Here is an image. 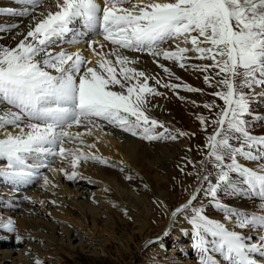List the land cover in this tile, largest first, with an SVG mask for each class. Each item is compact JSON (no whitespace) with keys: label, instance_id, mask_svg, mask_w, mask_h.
<instances>
[{"label":"snow or ice","instance_id":"1","mask_svg":"<svg viewBox=\"0 0 264 264\" xmlns=\"http://www.w3.org/2000/svg\"><path fill=\"white\" fill-rule=\"evenodd\" d=\"M18 2L25 7L8 9L7 13L32 16V21L26 33L17 34L20 38L15 46L0 45V180L19 188L42 178L47 188L52 181L41 170L51 168L56 159L70 161L71 172L51 168L63 172L69 181L83 178L77 171L82 161L114 167L107 158L91 151L94 143L86 145L84 140L93 129L104 126L148 142L187 136L148 114L151 97L163 93L150 86L148 81L154 78L131 66L137 61L121 50L147 52L181 69L191 67L205 73V83L217 89L209 95L222 101V105L215 101L202 105L209 112L215 110L212 119L198 117L206 132L209 126L213 131L207 135L200 167L195 173H186L195 175L197 186L186 202L171 211L173 225L181 220L186 225L181 233L192 238L198 264H261L264 134H254L250 119L264 123V115L252 111L253 101L264 98V0ZM16 27L0 26V33ZM91 36H100L113 47L104 52L101 40L85 39ZM64 43H87L100 59L90 66L92 61L82 50L60 47L55 51ZM193 59L211 63L190 65L188 61ZM155 62L170 78L175 75L159 59ZM155 84L202 93L182 83L155 79ZM74 127L85 131L73 132ZM66 140L78 141L89 151L66 148ZM241 160L251 163L246 165ZM120 171L125 168L121 166ZM127 179L133 177L128 175ZM222 197L251 200L252 208L258 210H244ZM158 204L167 208L162 201ZM212 209L222 213L223 220L211 218ZM0 229L16 232L15 221L9 218L0 223ZM170 231L150 243L163 246ZM7 238L0 234V241ZM15 241L23 243L24 238L16 235ZM34 264L44 262L36 258Z\"/></svg>","mask_w":264,"mask_h":264},{"label":"rangeland","instance_id":"2","mask_svg":"<svg viewBox=\"0 0 264 264\" xmlns=\"http://www.w3.org/2000/svg\"><path fill=\"white\" fill-rule=\"evenodd\" d=\"M23 7L24 5L20 4L18 0H0V10H3L0 11V18L23 20L17 23L19 26L11 31L0 33V45L12 36L11 32L17 29L14 37L19 40L20 37L17 34L23 32L30 25L32 16L19 17L7 13L8 9L21 10ZM0 26L5 25L0 23ZM24 32L26 33V31ZM66 44L58 46L55 50L66 47ZM164 47H168V45H164ZM123 52L141 58L145 56L144 61H146L145 66L147 67L145 69L150 71L154 78L148 82L150 86L157 87V90L163 93L162 96L151 97L148 114L166 126L186 132L188 135L179 137L176 141L148 142L138 137H132L112 126L97 128L105 133L108 140L117 139L121 141L122 145H125L123 150L122 147L118 150L116 148L118 145L110 146L118 151L119 158L122 159L136 153L139 158L137 159L140 161L131 164L130 162L119 163L118 160V162L109 160L110 164L115 165L114 167L91 160L82 161L78 172L83 178H77L72 182H68L62 173L61 181L75 192L80 189L84 194L80 201L94 210V216L91 213L82 214L81 208L73 204L74 198L69 200L58 195L57 197L68 202L50 204L51 207H47L45 211L40 210L37 206L38 218L32 222L33 218L28 217L29 212L25 211L29 208V204L24 197L27 196L31 199L38 189L41 191L42 178L37 179L32 185L19 188L0 180V223H6L9 218H12L16 227L14 233L0 229V234L8 237L6 240L0 241V259L5 255L18 259L26 256L28 251L27 264H34V257L42 260L44 264H186L187 261L198 264L199 254L191 247L192 238L181 233V228L184 226H181L180 223L184 222L181 220L173 225L171 211L186 202L191 191L197 186L195 175H186V173H195L196 169L200 167V161L206 152L207 135L213 131L209 126L206 132L198 117L204 116L212 119L215 111L209 112L202 105L213 101L222 105V101L209 95L217 89L211 88L205 83L203 79L205 73L203 72L195 71L191 67L181 69L178 64L172 61L157 58L160 64L168 67L175 74L170 78L155 62L156 58L147 52L130 50H123ZM189 55L194 56L195 54L189 53ZM188 63L203 65L211 62L193 59ZM208 74L214 75L212 72ZM175 77H179L180 80ZM155 79H160L162 83L191 85L201 89L202 93L188 92L183 88L172 90L156 86ZM115 90H119V88L117 87ZM180 97L184 99H180ZM192 101H195L196 104L193 105ZM152 105H156V107H152ZM252 111L257 115H264V98H257L253 101ZM250 124L254 125V134H264V123L250 119ZM76 129L81 132L85 131L83 128L75 127L72 130L76 131ZM97 129H93V131ZM92 136L94 137L93 132L90 136H84L86 145H88V138H92ZM106 137L99 141L106 143L104 140ZM65 145L74 150L75 148H84V151H89L85 145L79 144L78 141L69 142L66 140ZM127 145L128 147H126ZM138 146L144 148L146 156L136 152ZM67 161L56 159L51 168L60 163L65 166L67 171L71 172L70 163L66 164ZM241 162L246 165L251 163L243 160ZM121 166L125 168L124 172L120 171ZM51 168L42 169V175H47L50 179L54 178V175L51 177ZM181 168H184L183 172L180 170ZM128 175H131L133 179L128 180ZM55 192L62 193L59 189ZM52 197L54 198L55 195H51ZM222 199L247 211L258 210L252 208L253 201L251 200L229 197H222ZM17 201H22L18 208L14 207ZM158 201H162L167 208L160 206ZM125 210H127V215H125ZM210 214L211 218L223 220V214L214 209ZM64 228L74 234L75 239L73 238L71 242L64 236ZM169 230H171L170 235L164 239L163 246L150 243L157 237H163L164 233ZM241 231L247 232V230ZM36 234L47 237L43 241L45 248H42L40 257L36 256L27 245L29 244V235ZM16 235L22 236L24 242L17 243ZM179 235L184 239H181ZM172 249L177 251V255L170 254Z\"/></svg>","mask_w":264,"mask_h":264},{"label":"bare ground","instance_id":"3","mask_svg":"<svg viewBox=\"0 0 264 264\" xmlns=\"http://www.w3.org/2000/svg\"><path fill=\"white\" fill-rule=\"evenodd\" d=\"M22 21H23L22 19H18V18H15V19H11V18H0V23H3V25H5V26H9V25H12V24H17V23L22 22ZM17 30L14 31V32H11L12 36H10L7 41L2 42L1 44L2 45H12L13 44L15 46V44L18 42V38L13 39V37L17 33ZM27 30H28V27H27V29H24V31H27ZM89 38L90 37H86L85 39H89ZM93 39L101 40L102 41V37H95ZM102 42L104 43V49H103L104 52H108L113 47L110 43H107L106 41H102ZM67 44L65 45L66 47H63V48H65V49H67L69 51H76L78 49L79 50H82L84 56L87 59H90L92 61V65H90V66H95L97 64V61L100 59L99 56L94 55L88 49V44L87 43H82V44H78V45H75V46H73V45H71L69 43H67ZM181 46H184V45H181ZM188 46L191 47V45H188ZM94 47H97V46H94ZM59 50L60 49L55 50V51H59ZM97 50L100 51V49L98 47H97ZM122 54L128 56L132 60L137 61L136 64L132 65L133 67H136L138 70L144 71L148 76L153 77L152 76L153 74L150 71H147V69H145V68H147L145 66L146 65V61H144V59H146V58H144L145 56H143V58H141L140 56L139 57L138 56H135V55L131 56L132 54L123 52V50H122ZM146 57H148V56H146ZM109 58L110 59H113V61H115V58L114 57H109ZM156 60H157V58H156ZM172 81H174V80H172ZM156 86H159V85H156ZM180 90H181V88H180ZM188 107H190V106L188 105ZM72 131L75 132L74 130H72ZM76 131H77V129H76ZM93 134H94V137L93 136H92V138L89 137L88 140H87L88 141V144H93L94 143L96 145L95 148L91 149L92 152H95L96 154L101 155V156L107 158L110 161H115V160L117 161L118 160L119 163H122V162H124V163L130 162L131 164H135L136 162L140 161V160H138L139 158H138V156H136V153L135 154H131L129 156H125L122 159L119 158L118 151L115 148H112L110 146L111 145H116V146L118 145L116 148H118V150H119L122 147V150H123L124 147H125V145L124 144L122 145V143H121L120 140L112 139V138H111V140H108L107 137L105 136V133L103 131H100V129L99 130L97 129V130L93 131ZM87 136L88 135H85V137H87ZM103 137H106L104 139V140H106V143L104 142L105 144L104 143H101L102 141L101 142L99 141V139H101ZM0 138H2V137H0ZM64 146L66 148L68 147L66 145H64ZM126 147H128V145ZM137 149H138V150H136L137 153H139V154L141 153L142 155H145V156L147 155V153L144 152V148L143 147H141V146L139 147L138 146ZM69 163H70V161L68 160L66 164H69ZM53 168H65V166L64 165H60V163H59L57 166H55ZM77 171H79V168L77 169ZM62 173L63 172H54V171H52L51 172V174H52L51 177L54 175V178L50 179V177L48 176L49 177V180L52 181V184H50L47 188H45L43 186V182H42V184H40L41 191L38 189L36 191V193L33 194L32 197L30 196L31 199L27 200V204H29L28 205L29 208L27 210L25 209V211H26V213L29 212V216L28 217L33 218V221L32 222H35L34 220H37V218H38L37 217L38 212H37V209H36L37 206H38V208L40 210L45 211L47 209V207H51V205H53V203H51V201H56V203H59V202H68L67 200H62V198H64V199L67 198L69 200H71V199L74 198L75 199V202H73V204H75L77 207H80L81 208L82 214L87 215L88 213H91L93 216L95 215V212H94L93 209H90L85 203H83L82 201H80V199H83V196H84V194L81 193L80 189L79 190H76V192H75V191L71 190L67 185H65L61 181V178L60 177H62L61 176ZM93 176H95V175H93ZM55 177H58V178H55ZM68 182H69V180H68ZM57 189H59L60 191H62V193H56L55 191ZM51 195H55V197L54 198L53 197L51 198ZM58 195L62 196V198L57 197ZM40 201H43L44 203L41 204ZM20 202H22V201H20ZM20 202L17 201L16 202L17 204H15L14 207H17L18 208L20 206ZM8 206H12V205H8ZM86 210L89 211V212H87ZM180 225L181 226H184V227L186 226L184 223H180ZM63 234H64V236H66L68 238V241H70V242L74 238V234H71V232L68 229H66V228H64ZM179 236H180L181 239H184L183 236H181V235H179ZM45 239H47V237L44 236V235H40V234L31 235V236L29 235V237H28V243L29 244H27V245L32 250V252L34 251V254L36 256L41 255L42 248L45 246V244H43V241ZM28 254L29 253L27 251V255L26 256L21 257V258H18V259H14L10 255L2 256V258L0 259V264H8L9 262H10V264H27L28 263V258H29ZM170 254H173V256L175 254L177 255V251L172 249V251H171ZM36 258L37 257H34L33 259L35 260ZM33 259H32V261H33ZM194 263L187 261L186 264H194Z\"/></svg>","mask_w":264,"mask_h":264}]
</instances>
